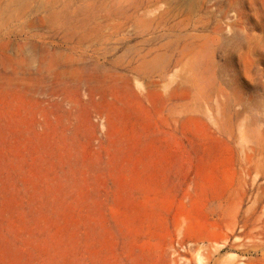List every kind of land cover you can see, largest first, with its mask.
<instances>
[{"label":"rangeland","instance_id":"rangeland-1","mask_svg":"<svg viewBox=\"0 0 264 264\" xmlns=\"http://www.w3.org/2000/svg\"><path fill=\"white\" fill-rule=\"evenodd\" d=\"M0 264H264V0H0Z\"/></svg>","mask_w":264,"mask_h":264}]
</instances>
